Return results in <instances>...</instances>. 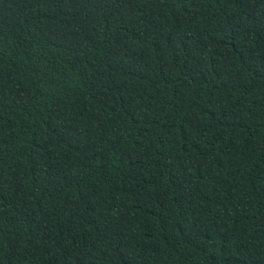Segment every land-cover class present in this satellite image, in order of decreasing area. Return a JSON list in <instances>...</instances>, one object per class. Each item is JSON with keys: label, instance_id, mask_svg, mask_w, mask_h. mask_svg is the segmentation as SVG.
<instances>
[{"label": "trees", "instance_id": "16d2710c", "mask_svg": "<svg viewBox=\"0 0 264 264\" xmlns=\"http://www.w3.org/2000/svg\"><path fill=\"white\" fill-rule=\"evenodd\" d=\"M0 264H264V0H0Z\"/></svg>", "mask_w": 264, "mask_h": 264}]
</instances>
